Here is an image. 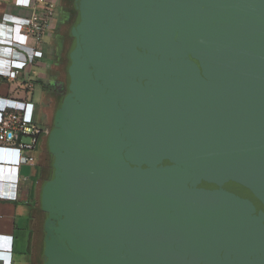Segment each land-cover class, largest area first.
<instances>
[{"label":"water","instance_id":"95a60500","mask_svg":"<svg viewBox=\"0 0 264 264\" xmlns=\"http://www.w3.org/2000/svg\"><path fill=\"white\" fill-rule=\"evenodd\" d=\"M32 264H264V0H59Z\"/></svg>","mask_w":264,"mask_h":264},{"label":"crops","instance_id":"0c3cea01","mask_svg":"<svg viewBox=\"0 0 264 264\" xmlns=\"http://www.w3.org/2000/svg\"><path fill=\"white\" fill-rule=\"evenodd\" d=\"M12 1H0V18L4 13H29L26 9L14 7ZM55 34L53 31L48 32L41 44L37 45L33 39L22 37L19 27L0 21V40L4 42L0 43V73L10 70V63L5 58L13 55L6 51L10 42L27 43L24 51L28 53L32 52L31 47L38 51L33 63H28L23 68V75L19 80L3 79L0 82V111L3 107L17 108L25 101L35 103L34 97L31 98L34 96L35 87L48 77L46 71L52 68L51 64L55 61ZM42 96L41 92V99ZM34 117L37 122H42L40 114L36 118V111ZM0 165L4 175V178L0 179V264H8L9 261L11 264H32L33 216L36 209L35 185L38 171L32 165L21 163L18 151L13 147H0Z\"/></svg>","mask_w":264,"mask_h":264},{"label":"built area","instance_id":"2783aa9c","mask_svg":"<svg viewBox=\"0 0 264 264\" xmlns=\"http://www.w3.org/2000/svg\"><path fill=\"white\" fill-rule=\"evenodd\" d=\"M57 3L58 0H13L14 7L26 9L29 13L26 15L4 13L0 21L19 27L22 37L31 38L39 45L48 32H55ZM20 42H10V46L6 47L7 53L13 55L5 57L10 63V70L0 73V82L3 79L19 80L23 75V68L35 60L37 49L31 47V53L25 52L27 43ZM0 43L4 42L0 40ZM45 134L42 135V128L35 120L34 106L31 102H22L14 109L1 108L0 147L17 149L21 163L34 165L35 160L41 156L39 142ZM3 178L4 175L0 170V179ZM8 264L11 262L9 261Z\"/></svg>","mask_w":264,"mask_h":264},{"label":"flooded vegetation","instance_id":"af4514ba","mask_svg":"<svg viewBox=\"0 0 264 264\" xmlns=\"http://www.w3.org/2000/svg\"><path fill=\"white\" fill-rule=\"evenodd\" d=\"M65 22V19L62 16L61 13V9H60V5H59V0L57 3V7H56V25H55V36H57L60 32V30L62 29V26ZM58 60V53H57V47L55 48V61L51 64L52 68L50 67L49 70L46 71L48 77L43 79L40 83H39V88L42 92V101L39 105L38 108V112L41 115V110L42 108H44V98L48 95V94H56V95H63L65 93V88L61 86L60 83H52L51 77H52V70H53V66L56 64V61ZM34 106V112H35V104H33ZM40 127L42 128V135L45 134L47 132V126L43 123V122H38ZM41 154L43 153V150L40 149Z\"/></svg>","mask_w":264,"mask_h":264},{"label":"rangeland","instance_id":"374dc122","mask_svg":"<svg viewBox=\"0 0 264 264\" xmlns=\"http://www.w3.org/2000/svg\"><path fill=\"white\" fill-rule=\"evenodd\" d=\"M12 1V0H11ZM35 92H34V96H31V98H33L34 99V102L35 103H33V104H35V107H36V118H38L39 117V112H38V108H39V105H40V103H41V90H40V88H39V86H37L36 85V87H35V90H34ZM44 113H45V110H44V108H42V110H41V120H42V122H44L45 121V116H44ZM37 171H38V169H37ZM39 176V174H38V172H37V177Z\"/></svg>","mask_w":264,"mask_h":264}]
</instances>
